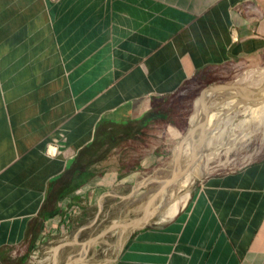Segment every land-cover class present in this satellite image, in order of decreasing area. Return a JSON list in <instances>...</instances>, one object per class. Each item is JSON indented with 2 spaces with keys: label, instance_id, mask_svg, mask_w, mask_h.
Listing matches in <instances>:
<instances>
[{
  "label": "crops",
  "instance_id": "1",
  "mask_svg": "<svg viewBox=\"0 0 264 264\" xmlns=\"http://www.w3.org/2000/svg\"><path fill=\"white\" fill-rule=\"evenodd\" d=\"M262 60L264 0H0V264H26L85 203L132 182L146 161L126 148L156 99ZM103 263L264 264V156L207 178Z\"/></svg>",
  "mask_w": 264,
  "mask_h": 264
},
{
  "label": "rangeland",
  "instance_id": "2",
  "mask_svg": "<svg viewBox=\"0 0 264 264\" xmlns=\"http://www.w3.org/2000/svg\"><path fill=\"white\" fill-rule=\"evenodd\" d=\"M245 90L260 93L254 97L260 98L256 103L259 109L264 103V60L228 64L208 76L188 81L172 95L156 99L153 111H169L170 117L166 120L157 114L145 130V136L140 141L130 142L126 148L130 165L146 161L145 166L138 171L128 170L137 172L132 182L107 187L99 201L85 203L83 217L74 219L70 230L44 238L31 251L26 264H67L72 252L87 259L77 264L106 263L127 237L126 233H120L121 230L129 233L142 226L166 222L175 209L179 211L191 201L207 178L242 169L260 160L264 156V109L260 116L259 113L254 116V111L249 109L250 112L246 111L240 95ZM201 105L216 106L218 110L200 115ZM218 115L224 119L216 121ZM178 146H181L180 161L175 162ZM112 158L114 161L113 155ZM168 165L172 167L167 168ZM178 166L184 174L194 169L195 182L184 185L181 179L163 190L162 184L174 177ZM153 208L156 209L151 214ZM142 216L149 220L139 221L136 227H123Z\"/></svg>",
  "mask_w": 264,
  "mask_h": 264
},
{
  "label": "bare ground",
  "instance_id": "3",
  "mask_svg": "<svg viewBox=\"0 0 264 264\" xmlns=\"http://www.w3.org/2000/svg\"><path fill=\"white\" fill-rule=\"evenodd\" d=\"M233 88H236L235 86H233ZM232 89V88H231ZM238 91V90H237ZM241 91H244V90H241ZM246 92H242L240 95H241V100H243L245 103V105H246V111L249 109L250 111H254V116L256 115V114H258L259 113V115L258 116H260V112L261 111H263V109H264V103H262V105H260L261 107L258 109V105L259 104H256V103H259V99L260 98H256V99H254V97L255 96H260V93H250L248 90H245ZM234 93V92H233ZM230 95V94H229ZM238 97V96H237ZM198 101V100H197ZM228 102V101H227ZM226 102V103H227ZM232 102H234L233 100H232ZM239 102V101H238ZM235 103H237L236 101L234 102V104ZM201 104V102H200V100H199V102H198V105H200ZM242 104V103H241ZM253 104V105H252ZM210 105H212V104H210ZM257 105V106H256ZM243 106V105H242ZM200 108H201V110H199V111H202V113L200 114V115H202V114H208L207 112H210L211 110L213 111V110H216L217 108H216V106H212V107H210V108H208L207 106H199ZM240 107V106H239ZM222 108V107H221ZM227 109V108H226ZM218 110V109H217ZM220 110V109H219ZM222 110V109H221ZM230 110V109H229ZM236 110V109H235ZM248 110V111H249ZM249 111V112H250ZM221 112V114H223V113H225V111H220ZM223 112V113H222ZM230 112H232V111H230ZM234 112V111H233ZM217 113V112H216ZM224 115H226V114H224ZM223 115V116H224ZM235 115H236V113H235ZM195 116H197V115H195ZM216 116V115H215ZM218 116H220V115H218ZM234 116V115H233ZM228 117V116H227ZM237 117V116H236ZM253 117V116H252ZM193 118V117H192ZM215 118V117H214ZM220 118H222V119H224V117H222V116H220V117H218V118H216V121L217 120H220ZM256 117H254V119H255ZM235 119V118H234ZM245 119H246V117H245ZM261 119V118H260ZM209 121H210V119H209ZM215 121V120H214ZM235 121V120H234ZM246 121V120H245ZM233 122V121H232ZM261 123H262V121H260ZM209 123V122H208ZM211 123V122H210ZM209 123V124H210ZM199 124V123H198ZM214 124H215V122H214ZM200 126H202V124L200 125ZM206 126H207V124H206ZM263 126H264V124H263ZM210 128V127H209ZM191 129V128H190ZM193 129V128H192ZM199 130V129H198ZM201 130V129H200ZM202 131V130H201ZM204 133V132H203ZM202 133V134H203ZM192 134H193V132H192ZM200 135V134H199ZM198 135V136H199ZM192 136V135H191ZM190 139V138H189ZM198 139V138H197ZM213 140V139H212ZM217 140H218V138H217ZM198 141V140H197ZM183 143V142H182ZM237 145V144H236ZM180 150H181V146H178V149H177V151H176V155H175V162L176 161H180V155H181V153H180ZM183 151V150H182ZM181 151V152H182ZM178 161V162H179ZM172 166L170 165H168L167 166V168H171ZM180 167H182V166H180ZM193 171H194V169H192V168H190V172L189 173H185L184 174V170H181L180 168H179V166L177 167V170H176V173H174V177H177L176 179H174V177H171V179L170 180H166L165 181V183H163L162 185H163V190L164 189H167L168 188V185L172 182H176V181H180L181 179V181H180V183L182 182L184 185L186 184V185H188V184H191V183H193V181H194V179L192 178V173H193ZM195 182V181H194ZM195 185V184H194ZM191 186V185H190ZM190 188V187H189ZM188 188V189H189ZM187 189V190H188ZM166 192L164 191L163 192V195H162V198H164V194H165ZM187 193V192H186ZM153 195V194H152ZM181 200V199H180ZM175 207V206H174ZM176 208V207H175ZM155 209L156 208H153V210H152V212H150L151 214L153 213V211H155ZM178 212V210H174L173 211V213H172V215H171V217L172 216H174L176 213ZM142 220H149L148 218H146V219H143V216L141 217V218H139L136 222H135V220H133V222L131 221V222H128L126 225H123V227L125 228H130V227H136L137 225H138V222L139 221H142ZM147 224V223H146ZM145 224V225H146ZM122 225V224H121ZM121 225H119V226H121ZM120 233L121 234H124V233H126L127 234V230H121L120 231ZM96 241V240H95ZM116 246V245H115ZM41 250V249H40ZM79 253V252H78ZM54 258V257H53ZM84 259H86L84 256H78L77 254H73V252L70 254V256L68 257V262H67V264L69 263V264H74V263H77V262H83V260ZM87 260V259H86ZM104 264V263H103Z\"/></svg>",
  "mask_w": 264,
  "mask_h": 264
},
{
  "label": "trees",
  "instance_id": "4",
  "mask_svg": "<svg viewBox=\"0 0 264 264\" xmlns=\"http://www.w3.org/2000/svg\"><path fill=\"white\" fill-rule=\"evenodd\" d=\"M157 114H158V116H161V118H163V119H168L169 117H170V115H171V113L169 112V111H164V112H160V111H157L156 112V116H157ZM157 118V117H156ZM123 128H121V130H122ZM109 143L111 144L112 143V145L114 144V143H116L117 141H116V139H115V137H110V139H109ZM112 147V146H111Z\"/></svg>",
  "mask_w": 264,
  "mask_h": 264
}]
</instances>
